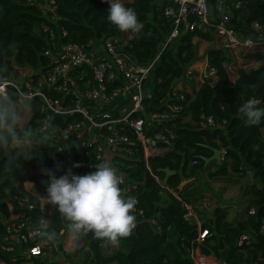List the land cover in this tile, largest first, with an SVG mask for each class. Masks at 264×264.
I'll return each mask as SVG.
<instances>
[{"label": "trees", "instance_id": "trees-1", "mask_svg": "<svg viewBox=\"0 0 264 264\" xmlns=\"http://www.w3.org/2000/svg\"><path fill=\"white\" fill-rule=\"evenodd\" d=\"M47 1L0 0V64H7L11 78L24 81L27 76L21 75V68L35 71L34 79L44 74L51 66V58L45 52L68 41L86 43L112 36L118 51L126 53L136 65L147 64L159 52L153 69L155 79L145 81L152 89L143 98L144 110L139 114L166 113V118L156 121L147 133L167 128L174 134L167 141L151 145L145 160L141 145L134 143L128 132L130 141L125 143V149L111 156L110 162L134 184L131 193L137 198L136 206L143 210V218L137 219L133 234L116 245L95 240L91 234L82 237L72 250L73 261L195 264L190 252L198 247L201 254L212 256L220 264H264V232L259 231L264 217V120L259 126L249 127L238 112L252 98L264 108V49L241 51L243 61L255 64L237 69L236 77L231 79L227 69L233 60L230 52H225L224 46L209 45L205 57L208 66L215 69V77H206L196 86L193 72L189 71L199 60L194 40L211 42L213 26L209 31L182 28L176 37L166 41L172 22L164 14L165 0H122L125 7L136 11L144 25L139 34L121 32L108 22L107 0H53V10L39 5ZM219 1L233 12L232 4L238 0H207L214 21L219 19ZM245 7L246 21L256 19L264 24V0H245ZM42 25L54 30V38ZM179 78L190 88L175 87ZM45 91L53 93L49 88ZM77 116L78 113L54 117L51 125H63ZM207 116L214 120L211 127L199 124ZM40 123V100L34 97L33 108L25 120V125L33 129V144L45 134L38 131ZM56 147L54 141L52 146H37L36 152L42 154L29 161L16 151H0V244L6 232L3 219L12 212L16 199L23 197L36 204L33 220L43 217L49 224L47 231H54L58 237L66 229L68 222L55 208L47 202L39 207L40 200L47 196L46 189L32 191L25 187L27 181H50L44 169L57 178L67 174L69 168L75 175L90 173L85 169L87 158L81 152L73 153L62 163ZM210 147L223 149L220 160L205 162L203 157L212 155ZM77 164L80 166L75 167ZM165 167L172 170L166 180ZM246 175H250V181L239 182ZM236 184L241 185V197L228 199V185ZM186 204L196 212L201 229L207 230L200 243L198 224L184 218ZM151 217L157 219L160 229L149 222ZM241 233L250 234V238L238 244ZM42 238H31L27 244L41 243ZM25 258L19 248L10 252L0 248V260L8 264H23Z\"/></svg>", "mask_w": 264, "mask_h": 264}, {"label": "built area", "instance_id": "built-area-1", "mask_svg": "<svg viewBox=\"0 0 264 264\" xmlns=\"http://www.w3.org/2000/svg\"><path fill=\"white\" fill-rule=\"evenodd\" d=\"M165 1L164 14L172 22V29L166 41L176 37L182 28L209 31L213 26L211 45L224 46L229 52L235 53L253 47L264 49V24L256 19L246 21L245 0L234 2L233 12L226 10V6L219 1L220 13L216 21L211 19L207 0ZM39 5L47 10H53L55 7L53 0ZM42 29L49 33L51 39L54 38L55 33L51 27L42 25ZM61 33L65 34L66 31L61 30ZM45 53L51 58V66L44 74H38L34 79L32 75L35 71L26 68L23 74L27 78L24 81L13 80L40 100L39 132L44 133L42 125L46 121L51 124L54 117L78 113L79 117L65 121L63 125L54 126V143L57 147L64 148L63 151H58L62 163L79 151L87 158L85 169L96 171V163L99 164L104 159L110 161L114 153L125 149V143L130 141L129 133L133 135L132 141L141 145L147 160L151 145L157 141H167L174 136L167 128L147 133L154 128L156 121L166 118V113L150 111L144 115L139 114L144 110L143 98L152 89L151 84L145 85V81L153 82L155 79L153 69L159 52L147 64L136 65L126 53L118 51L116 38L110 36L86 43L63 42L55 50L49 49ZM206 77H215V69L208 64L202 74H199L201 82ZM175 87L190 88L183 78L177 80ZM45 88L51 89L53 93H47ZM199 124L211 127L214 120L207 116L199 121ZM120 174L124 177L122 185L125 195L137 201L136 196L131 193L134 184L128 180L126 174ZM42 205L40 202L39 207ZM185 206L184 218L188 221L195 220L198 224L197 242L200 243L207 230L201 229L200 219L193 208L189 204ZM36 207L28 197L16 199L12 212L3 219L6 232L0 248L7 252L19 248L20 253L26 257L23 264H40L35 258L45 254L44 247L49 245L47 237L42 234V221L45 219L39 217L33 220L32 210ZM253 212L251 209L250 213ZM133 214L136 221L139 217L143 218V210L137 206ZM149 222L160 229L156 218H149ZM259 231L264 232V217ZM34 237H43L41 243L28 245L29 239ZM249 238L250 234L241 233L238 244L247 242ZM190 255L195 264H220L212 256L201 254L198 247L192 249Z\"/></svg>", "mask_w": 264, "mask_h": 264}, {"label": "clouds", "instance_id": "clouds-1", "mask_svg": "<svg viewBox=\"0 0 264 264\" xmlns=\"http://www.w3.org/2000/svg\"><path fill=\"white\" fill-rule=\"evenodd\" d=\"M107 2V20L110 24L121 32L139 34L142 31L144 25L134 9L125 7L122 0ZM33 103L34 94L11 78L7 64H0V151H16L26 161L42 154L36 152L37 146H52L54 141V127L46 121L42 125L45 134L35 144L31 142L33 129L25 125V114L33 108ZM258 104L259 101L252 98L239 107L238 112L246 126H259L264 120V108ZM21 140L29 142L21 146ZM55 149L64 150L62 147ZM95 167L96 171L86 175H75L69 168L67 174L59 178L44 169L50 177V183L46 182V202L68 222L66 231L74 242L91 234L95 240L116 245L121 239L129 238L137 226L133 214L137 201L125 195L121 188L124 177L110 161L104 159ZM42 225V234L48 241L54 242L56 233L47 231V221H42Z\"/></svg>", "mask_w": 264, "mask_h": 264}, {"label": "crops", "instance_id": "crops-1", "mask_svg": "<svg viewBox=\"0 0 264 264\" xmlns=\"http://www.w3.org/2000/svg\"><path fill=\"white\" fill-rule=\"evenodd\" d=\"M198 44V55L201 59L196 61L190 68L192 72H196V74H202L203 70L207 66V59L205 57V51L206 48L211 45L210 42L208 41H203L199 38H195L194 40ZM200 41V42H199ZM199 63H202L204 65V68H197L196 65ZM254 65V64H253ZM199 79V77L197 76ZM196 81V80H195ZM29 117V111L25 114V120ZM30 182V181H27ZM27 182H25V187L29 189ZM33 183V182H31ZM46 202V198H42ZM40 200L42 204L43 200ZM50 242V241H49ZM75 243L68 235L66 229L60 231V235L56 237L54 242H50V244L46 247V253L38 256L35 258L36 262H39L40 264H76L78 261L74 262L73 258L71 256L72 250L75 247ZM206 261V259H205ZM0 264H8L2 260H0ZM109 264H116L114 262L109 263Z\"/></svg>", "mask_w": 264, "mask_h": 264}, {"label": "rangeland", "instance_id": "rangeland-1", "mask_svg": "<svg viewBox=\"0 0 264 264\" xmlns=\"http://www.w3.org/2000/svg\"><path fill=\"white\" fill-rule=\"evenodd\" d=\"M219 44H220V42L218 41V45ZM241 51H243V50H240L238 53L230 52V55H231V57H232L233 60H232V62H230V63L227 64V69H228V73H229L231 79H234L236 77V71H237V69H239L241 67H245L246 68V67H249V66L253 65V62L248 63V62H245V61H243L241 59ZM199 59H201V58L199 57ZM196 66H197V68H201V69L204 68V65L202 63H199ZM25 70H26V68H21V70H20L21 75H25V74H23V72ZM197 76L199 77V75L196 74V72L194 70V72H193L194 84H196V86H199V84L201 83V80L198 79ZM18 82H20V81H18ZM28 142L29 141L21 140L20 141V144H21V146H24ZM13 147H15V146H13ZM248 181H250V175L243 176V177H241L239 179V182H241V183H246ZM46 182H49L50 183V181H48L47 179L40 178L37 183L27 182V185L29 186L28 188L30 190H32V191H39V190H42V189H44V190L46 189V187H47ZM238 184L233 185V186L232 185H228L229 187H228V189H226V193L228 194V197H229L228 199H233V198H239V197H241L240 191H239L241 185L238 187ZM237 193H239V194H237ZM42 200H43V202H45L44 199H42ZM238 200L241 201V199H238ZM228 202L229 203H232L234 201L229 200ZM236 202H234V203H236Z\"/></svg>", "mask_w": 264, "mask_h": 264}, {"label": "water", "instance_id": "water-1", "mask_svg": "<svg viewBox=\"0 0 264 264\" xmlns=\"http://www.w3.org/2000/svg\"><path fill=\"white\" fill-rule=\"evenodd\" d=\"M226 49H224L225 51ZM226 52V51H225ZM212 149V155H210L209 157H203L205 162L212 160V159H216V160H220L221 159V154L223 153V149L221 148H215V147H210ZM163 170L165 171V177L164 180L167 179L168 175L170 173H172V170L169 169L168 167L163 168ZM184 182V181H183Z\"/></svg>", "mask_w": 264, "mask_h": 264}]
</instances>
